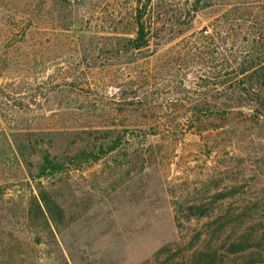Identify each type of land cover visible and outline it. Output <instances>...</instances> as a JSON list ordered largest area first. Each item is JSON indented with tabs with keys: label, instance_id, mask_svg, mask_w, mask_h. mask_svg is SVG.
<instances>
[{
	"label": "rangeland",
	"instance_id": "374dc122",
	"mask_svg": "<svg viewBox=\"0 0 264 264\" xmlns=\"http://www.w3.org/2000/svg\"><path fill=\"white\" fill-rule=\"evenodd\" d=\"M186 1L151 0V42L132 50L144 0H0V264L253 260L229 249L232 231L174 217L177 200L264 198V124L245 107L191 109L207 90L183 57ZM208 2L196 36L249 5ZM40 192L63 214L45 231L26 219Z\"/></svg>",
	"mask_w": 264,
	"mask_h": 264
},
{
	"label": "trees",
	"instance_id": "16d2710c",
	"mask_svg": "<svg viewBox=\"0 0 264 264\" xmlns=\"http://www.w3.org/2000/svg\"><path fill=\"white\" fill-rule=\"evenodd\" d=\"M150 1L144 0L135 17L134 37L128 40L132 50L146 48L151 42L153 24L150 18L153 13L147 9ZM208 1L194 0L189 5L187 1L184 2L188 5L183 10L187 17V27L184 31L189 34L187 37L191 40L186 43L183 57L187 66L192 65L200 71L197 77L198 85L207 90L204 93H195L202 102H197L191 109L196 113H199L201 108L216 112L218 105H226L223 114L226 117L234 109L245 107L250 110V119L256 124H264V0H247L249 5L232 4L212 22L210 34L202 36L200 32L196 36L192 26L193 19L199 11L209 7ZM146 13L147 23L143 20ZM201 71L206 74L202 76ZM239 113L242 115V112ZM205 121L197 119L193 129L199 131ZM48 169L43 165L41 175ZM217 197L220 198L216 199L215 196L204 200L174 201L173 213L177 224L207 218L209 226H215L213 232H233V240L228 237L226 242L230 250L240 246L238 252L253 256V260L243 264H264V222L257 226V223L264 220L255 214L257 206L264 204V198L241 197L234 200L233 196L227 198L224 194ZM62 216L61 208L49 195L40 192L37 198L33 197L29 202L26 219L27 224H36L40 230L45 231L50 230L49 222L55 224ZM201 235L206 236V232L200 233L198 238H201ZM216 257L217 253L209 249L204 258L202 254L195 253L183 264H212Z\"/></svg>",
	"mask_w": 264,
	"mask_h": 264
}]
</instances>
